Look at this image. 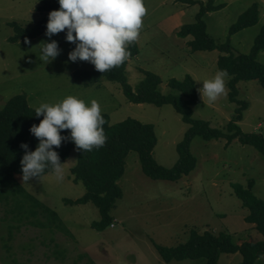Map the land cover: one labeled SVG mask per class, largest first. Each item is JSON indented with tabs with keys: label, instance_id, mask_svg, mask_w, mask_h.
Listing matches in <instances>:
<instances>
[{
	"label": "rangeland",
	"instance_id": "1",
	"mask_svg": "<svg viewBox=\"0 0 264 264\" xmlns=\"http://www.w3.org/2000/svg\"><path fill=\"white\" fill-rule=\"evenodd\" d=\"M45 1L48 0H0V109L18 94H25L33 109L41 102L56 103L67 95L86 104L95 99L101 113L109 116L110 124L131 118L153 125L157 139L153 158L164 168L173 167L178 158L176 146L188 126L171 105L131 103L119 84L105 79L91 86L76 82L72 73L90 70L93 65L79 59L68 61L67 53L75 45L65 41L64 31L50 38L43 33L27 39V44L25 39L9 41L18 32L15 26L26 29L41 19L42 13L36 7ZM214 3L224 7L205 15L207 33L218 44L229 39L233 54H248L264 25V0ZM253 3L259 5L257 24L229 37L230 26ZM144 5L146 14L135 40L139 52L127 61L129 85L135 90L143 72H151L160 78L158 88L163 94L180 97L168 86V80H182L187 75L195 81L197 89L201 87L202 81L212 78L217 71L220 52L192 51L187 45L192 37L178 35L183 25L195 21L199 4L144 0ZM52 39L58 42L61 51L47 63L41 59L40 48L43 42ZM257 61L264 65V51L258 53ZM228 80L226 76L224 94L212 103L206 97L201 98L197 91L199 99L192 108V118L225 130L236 109V104L228 100ZM237 88V99L248 102L238 126L244 133L264 135V88L256 81H241ZM190 153L196 160L195 168L173 182L145 176L137 153L129 152L124 174L118 181L122 197L110 212L111 225L100 232L90 227L99 220L93 204L64 202L85 193L82 183L74 182L70 172L77 160L76 150H71L62 162V181H57L52 172L28 182L17 175L19 186L55 212L60 221L48 218L41 207H35L14 190L3 192L1 196H8L0 197V264H205L203 258L166 263L153 244L174 247L184 243L191 230L215 235L224 232L236 244L261 239L254 225L245 221L248 211L234 195V186L250 189L264 202V156L235 139L227 143L223 138L204 140L200 136L192 139ZM240 262L238 252L219 254L217 260V264ZM255 264H264V256Z\"/></svg>",
	"mask_w": 264,
	"mask_h": 264
},
{
	"label": "trees",
	"instance_id": "2",
	"mask_svg": "<svg viewBox=\"0 0 264 264\" xmlns=\"http://www.w3.org/2000/svg\"><path fill=\"white\" fill-rule=\"evenodd\" d=\"M214 1L206 0L204 3L202 1L183 0L188 4L198 3L199 11L195 21L183 25L178 35L180 37H192L187 43L192 51L217 50L220 52L216 62L217 70L224 69L227 71L229 78L227 82L228 100L236 104V109L226 124L225 130L212 127L207 121L192 118V108L198 103L199 97L195 81L189 75L182 80H168V86L176 90L180 97L174 94L161 93L158 88L160 78L151 72H143V79L133 90L128 83L126 67L128 58L136 56L139 52L136 41L127 45L129 56L119 66L103 73L95 70L94 66L90 70H76L72 73L73 79L84 86L96 85L102 79L115 82L120 85L127 101L134 104H152L158 107L171 105L175 112L180 115L183 123L188 126L183 139L176 146L177 161L173 167L167 169L157 164L152 155L157 142L153 125L144 124L131 118L110 124L109 116L101 113L104 119L105 143L102 147H94L91 151H77L76 163L70 171L73 181H80L85 188V193L76 200H64L67 205L91 203L97 208L99 220L90 224L92 229L100 232L111 225L110 212L115 207L117 200L122 197L118 181L124 174L125 159L131 151L137 153L141 170L145 176L153 180L173 182L183 175L189 174L196 166V160L190 153V144L195 136H200L204 140L223 138L227 143L235 139L242 145L254 147L264 156V135L244 133L238 126V122L243 117V112L248 108V102L237 99V85L241 81H256L264 88V65L257 61L258 53L264 51V25L255 37L250 52L235 55L232 52L229 39L218 44L207 33L205 15L224 7L223 4L216 5ZM58 8L57 0L43 2L36 7V10L42 13L41 19L26 29H21L13 24L18 32L9 38V41L17 42L19 39H31L43 34L48 13ZM258 20L259 5L253 3L230 26L229 37L257 24ZM42 118V115L40 117L35 116L34 109L29 107L25 94L13 96L0 109V197L6 198L8 195L1 196V194L5 191L14 190V193L16 192V194L31 201L35 207H41L48 218L60 221L55 212L27 194L15 178L17 175H22L20 160L24 154V149L20 148V144L21 142L27 143L29 151L35 149L38 139L29 132V127L32 124H38ZM68 131L67 129L62 130L61 135H67ZM53 148L57 151L62 163L75 146L68 140L62 141L58 148L56 146ZM49 172H51L50 169H45L41 176ZM234 195L240 201L241 206L248 211L245 221L254 225L256 231L261 235V239L236 244L230 235L224 232L215 235L207 231L199 233L191 230L187 240L174 247L153 244L159 257L166 263L203 258L205 264H217L219 254L238 252L241 255L239 264H255L259 257L264 256V202L257 198L250 189H244L238 185L234 186ZM30 213L34 214L35 212Z\"/></svg>",
	"mask_w": 264,
	"mask_h": 264
},
{
	"label": "clouds",
	"instance_id": "3",
	"mask_svg": "<svg viewBox=\"0 0 264 264\" xmlns=\"http://www.w3.org/2000/svg\"><path fill=\"white\" fill-rule=\"evenodd\" d=\"M59 8L48 13L44 35L52 37L65 32L66 42L74 44L67 53L70 62L78 59L92 64L95 70L105 72L122 64L129 56L127 45L134 42L146 14L144 0H57ZM29 43L27 38L24 41ZM54 39L43 42L40 56L49 63L60 53ZM46 63V64H47ZM224 69H219L210 79L202 81L197 89L201 98L209 103L224 94ZM35 116L43 118L32 124L29 132L38 139L34 150L21 142L24 154L20 160L21 180L28 182L39 178L45 169H50L57 181L64 177L63 164L57 151L62 141L70 140L76 151H91L105 143L104 119L99 103L93 99L86 104L82 99L67 95L56 103L41 102L34 107ZM69 130L61 135L62 130Z\"/></svg>",
	"mask_w": 264,
	"mask_h": 264
},
{
	"label": "crops",
	"instance_id": "4",
	"mask_svg": "<svg viewBox=\"0 0 264 264\" xmlns=\"http://www.w3.org/2000/svg\"><path fill=\"white\" fill-rule=\"evenodd\" d=\"M217 5V4H216ZM114 226V225H113Z\"/></svg>",
	"mask_w": 264,
	"mask_h": 264
},
{
	"label": "built area",
	"instance_id": "5",
	"mask_svg": "<svg viewBox=\"0 0 264 264\" xmlns=\"http://www.w3.org/2000/svg\"><path fill=\"white\" fill-rule=\"evenodd\" d=\"M113 226V225H112Z\"/></svg>",
	"mask_w": 264,
	"mask_h": 264
}]
</instances>
